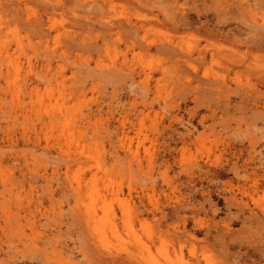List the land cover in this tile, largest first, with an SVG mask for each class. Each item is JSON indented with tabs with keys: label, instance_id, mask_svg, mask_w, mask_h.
<instances>
[{
	"label": "rangeland",
	"instance_id": "374dc122",
	"mask_svg": "<svg viewBox=\"0 0 264 264\" xmlns=\"http://www.w3.org/2000/svg\"><path fill=\"white\" fill-rule=\"evenodd\" d=\"M0 42V264H264V0H0ZM88 188L152 255L92 240Z\"/></svg>",
	"mask_w": 264,
	"mask_h": 264
},
{
	"label": "bare ground",
	"instance_id": "6f19581e",
	"mask_svg": "<svg viewBox=\"0 0 264 264\" xmlns=\"http://www.w3.org/2000/svg\"><path fill=\"white\" fill-rule=\"evenodd\" d=\"M130 20L126 19V22ZM2 42V41H1ZM0 42V43H1ZM14 68V76L17 78L20 74V66L19 65H13ZM0 73L2 74V68L0 67ZM58 79V77H56ZM50 83L48 84L47 88L49 90ZM36 89V88H35ZM34 89V90H35ZM36 91H39L36 90ZM20 100L19 96L17 94L14 95L13 100L14 103L15 100ZM22 101H20L19 104H21ZM44 116L46 117V120H48V123L53 122H63L61 133L58 136V139H60L61 136L66 135L64 138V144L63 146L59 144V150L60 152L67 155L70 159L73 155L72 153H77L75 155H79V158L74 160H81L82 156L85 154V149L82 148L81 142L75 140L73 137V133L69 127V120L66 112L63 110L61 106L55 105L52 106L50 103L48 105H43L38 110V117L40 120L43 121ZM47 123V124H48ZM62 141V140H61ZM60 141V142H61ZM65 147V148H64ZM74 148V150H73ZM129 151H131V143L128 145ZM81 155V156H80ZM87 159H90L92 155H86ZM82 162V161H81ZM95 166L97 169L101 168V164L99 160H95ZM97 176V172L95 171L92 175L91 180H94ZM96 180V179H95ZM72 184V188L77 194H81L82 191V182L81 179L77 180L76 185ZM89 194L88 197L90 201L85 204L83 202V213L85 217V223L88 227L90 236L92 240L97 243L99 246H102L104 249L109 250L110 243H111V236L119 238V240H122L121 235L119 234L118 229V222L119 219H122L124 221V224L130 228V233L133 235V239L136 244V252L134 253L132 250V254L135 256H139L140 258H145V256L152 255L151 252V245L148 242H145L142 240L136 233V230L134 229V223L132 219L130 218V200L124 196V193L120 190H117L114 194L117 196V199L120 202V208L119 210H116L114 208H109L107 206L106 197L101 192L102 190L97 188H88ZM141 224L143 223L142 220L139 221ZM132 248V246H130ZM134 249V248H132ZM62 251V250H61ZM60 256H62V253H60ZM74 258V256H73Z\"/></svg>",
	"mask_w": 264,
	"mask_h": 264
}]
</instances>
